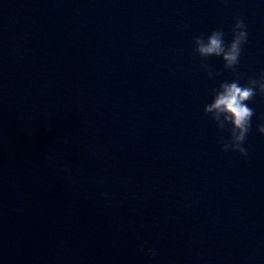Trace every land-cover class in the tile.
Masks as SVG:
<instances>
[{
    "label": "water",
    "instance_id": "1",
    "mask_svg": "<svg viewBox=\"0 0 264 264\" xmlns=\"http://www.w3.org/2000/svg\"><path fill=\"white\" fill-rule=\"evenodd\" d=\"M262 74L264 0H0V264H264V97L204 113Z\"/></svg>",
    "mask_w": 264,
    "mask_h": 264
},
{
    "label": "clouds",
    "instance_id": "2",
    "mask_svg": "<svg viewBox=\"0 0 264 264\" xmlns=\"http://www.w3.org/2000/svg\"><path fill=\"white\" fill-rule=\"evenodd\" d=\"M247 42V30L243 20L236 18L232 27L231 43L225 44L223 31L211 32L207 39L197 37L194 40L195 51L201 59L220 57L225 69H233L239 62L243 45ZM211 76V74H209ZM259 94L264 97V74L259 80L249 79L246 85L239 81L222 83L215 92L213 101L204 108L205 115H210L217 127L223 129L230 125V139L220 141L221 150L224 152L239 153L247 157V149L243 146L252 127L251 121L254 115L252 108L248 106L254 96ZM223 116V123L219 121ZM257 132L264 136V124L257 127ZM155 252L149 249V255L155 256Z\"/></svg>",
    "mask_w": 264,
    "mask_h": 264
}]
</instances>
